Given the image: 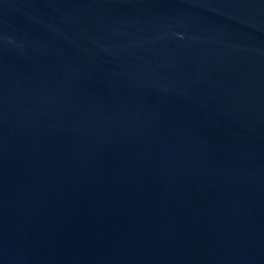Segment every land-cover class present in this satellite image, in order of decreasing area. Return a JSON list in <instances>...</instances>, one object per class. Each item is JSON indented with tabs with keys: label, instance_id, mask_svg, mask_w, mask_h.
I'll return each instance as SVG.
<instances>
[{
	"label": "water",
	"instance_id": "obj_1",
	"mask_svg": "<svg viewBox=\"0 0 264 264\" xmlns=\"http://www.w3.org/2000/svg\"><path fill=\"white\" fill-rule=\"evenodd\" d=\"M0 264H264V0H0Z\"/></svg>",
	"mask_w": 264,
	"mask_h": 264
}]
</instances>
